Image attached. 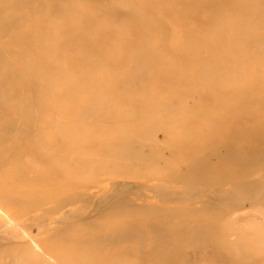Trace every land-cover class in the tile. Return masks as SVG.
Wrapping results in <instances>:
<instances>
[{"label": "rangeland", "instance_id": "1", "mask_svg": "<svg viewBox=\"0 0 264 264\" xmlns=\"http://www.w3.org/2000/svg\"><path fill=\"white\" fill-rule=\"evenodd\" d=\"M120 1L127 6H133L135 14L141 15V19L137 21L123 15L121 20L113 23L104 19L105 14L95 13L101 4L109 6L107 2L97 0L87 3L75 2L73 10H77L75 8L79 6L81 10L77 11L81 13L82 11L87 14L88 11L89 14L94 13L90 15L93 16L90 23L95 27L91 34L95 39L101 38L102 41L98 49L90 52L91 57L89 53L83 56V62L87 63L89 68L86 71L73 68L72 63L79 59V52L76 47H71L59 57H55V62L59 65L70 68V75L65 79L53 73L48 75V81L54 83L57 93L60 94L56 97L43 93H25V97L35 103L49 104L42 117L43 122H51L56 115L61 121L46 127L40 126L28 138L27 141L43 143L40 151L38 148L34 151L23 150L22 155L17 159H11L4 168L0 169V231L7 226L9 228L14 226L11 231L6 228L13 240L9 238L5 229L3 230L5 233L1 231L4 234H0L2 239L0 264H63V256H68L76 262L87 257L93 264L110 258L115 260L111 261V264H159L162 261L159 255L149 254L151 249L159 247L165 251L163 256L168 254L167 259L170 260L168 264L188 261V259L192 262L195 259L196 262L198 256L204 257L206 262V258L215 257L217 264H264V197H261L264 196V191L259 192L261 196L257 194L260 198L252 196L253 199L257 198L254 199L255 202L262 200L258 205L259 203L254 204L244 200L249 196L246 195L249 192L243 190L245 192L243 194L241 187L226 185L225 188L229 186L227 189H231L230 191L234 193L241 192V202L230 205V208L224 206L211 209L199 207V204L191 201L192 196L195 197L193 191L188 194L183 192L184 188L188 187L186 185L193 186L197 181L203 180L205 174L200 171L195 172L192 168L196 159L201 156H207L206 161L213 167H224L226 170L243 166L251 167L254 173L258 172V174L255 173L257 176H252L250 179L254 181L255 178V181L260 180L264 183L263 178L259 177L263 174L262 171L264 172V108L255 106L247 109L254 118L245 120L246 123L233 120L230 126L232 130H227L224 129L225 125L232 122V119L223 118L222 105H216L208 112L199 107L201 100L209 99L207 102L218 103L223 99L210 93L209 95L203 93L205 98H200L195 93L197 89H194L195 79L202 71L197 68V61L201 56L188 50L192 49L191 43L202 34L215 37L211 30L201 25L200 20L203 22L216 18V12L222 11L223 6L217 5L214 10L207 5L213 6V1L198 0L207 7L184 12L182 9L189 6L193 0H162L167 6L160 7L154 2L155 0ZM255 3L264 7V0H255ZM81 5L86 9H82ZM208 7L210 10L207 9ZM236 20V16H229L223 22ZM219 21L221 22L222 19ZM63 25L70 27L71 22L65 21ZM24 34H26L25 30L15 32L17 36ZM143 44L145 53L154 57L152 61L147 60L146 56L137 58L135 47ZM238 45L239 43L234 44L230 48L235 49ZM196 47L202 52L207 50V46L201 43ZM98 51L101 53L100 57L97 55ZM184 53L189 56L186 62L181 58ZM91 63L93 66L90 65ZM42 66L41 73H48V68ZM245 67H249L248 70ZM102 68L107 70H101ZM242 68L244 71L235 70V73L244 77L240 90L251 91L253 97H264V60H249ZM215 69L210 67V70ZM92 71L93 77L89 74ZM89 78H93L94 82L90 83L87 91L74 93L66 91L70 81L78 82ZM220 79L217 83L225 82L224 78ZM128 80L129 82L126 83ZM257 83H263V87L258 88ZM254 85L256 87L253 90ZM107 88L113 91H105ZM95 99L105 102L97 103L94 102ZM225 102L226 108H232L231 111L234 113L245 112L242 106L241 108L238 106L240 101L236 103L225 99ZM81 109H88L85 113L87 118L82 120L84 118L76 117L78 119L76 120L72 114ZM87 114L90 116L96 114L98 120L88 118ZM21 117L23 120L26 118V116ZM197 119L200 121L199 124L194 122ZM152 122L160 124V132L156 135L160 143L155 141V144L152 141L150 148H145L142 144L130 145L126 150V143L138 142V138L146 135L148 126L153 124ZM207 123H219L223 124V127L213 131L206 127ZM232 131L238 134L236 137L238 140H235L237 147H245L250 142H256L255 148H251L245 156L226 150L221 141L229 138V133ZM0 139H4L3 133H0ZM64 141L69 145L59 150L57 146L62 145ZM25 144L26 140L5 141L0 152L10 153L15 148H23ZM166 147L170 149L168 152H165ZM154 150H159L160 158L156 159L152 156ZM139 151H142V154ZM196 152L200 155L194 157ZM38 154L41 158L37 156ZM121 169H128V173L126 171L123 175ZM206 178L205 185L210 188L208 190L213 196L218 195L220 187L214 184L220 177L213 174ZM157 181H165L167 184L170 182V192L159 196L151 190L149 186ZM100 183L105 185L102 184L99 190H93L91 193L88 191L87 197L84 198L86 195H82L83 191ZM113 184L121 186L117 196L122 195L120 196L126 201V208L116 204L105 207L108 198L110 200L111 196L116 197V192L105 193L114 187ZM208 190L196 196L201 199L208 197L207 199H212L214 203V200L217 201L215 199L217 195L212 197ZM103 193L106 196L101 197ZM75 195H80V199L84 201L76 203V206L68 203L72 207L70 209L72 214H69L71 211H68V205H65L63 200L70 201L76 197ZM91 211L94 214L90 217L88 215ZM225 213H235L233 232L220 240L221 238H216L215 235L216 227L221 225V215ZM78 215H82L80 216L82 220L77 218ZM84 215L89 219L83 218ZM68 216L77 220H72ZM81 221L88 224L87 227L81 226L79 224ZM15 227H17L16 231ZM37 228H40L39 233ZM153 228H156L155 231L165 230L168 239L161 241L162 235L165 234H154ZM134 230L140 233L141 241L136 238L123 239L124 241L120 239L113 247H109L111 249L103 242L100 247L104 250L98 255L94 254L92 243L80 245V241H88L84 239L90 235ZM17 231H19L18 235L15 234ZM33 231L36 232L35 235L31 233ZM30 233L32 236L29 235ZM18 236L21 240H14L18 239ZM102 239L104 241V238ZM221 245L224 247L220 248ZM223 249L226 251L224 252ZM165 258L164 261H168ZM173 258L177 260L173 262L171 260ZM206 262L202 264H209Z\"/></svg>", "mask_w": 264, "mask_h": 264}, {"label": "bare ground", "instance_id": "2", "mask_svg": "<svg viewBox=\"0 0 264 264\" xmlns=\"http://www.w3.org/2000/svg\"><path fill=\"white\" fill-rule=\"evenodd\" d=\"M89 1H92V0H0V133H3V137H4V139H0V149L3 147L5 141H10V140L11 141H14V140L15 141H23V140H26V144H25V146H23V148H19V149L15 148V150L11 151L10 153L9 152L8 153L0 152V169L2 167L4 168V166L11 159L12 160L17 159V157L22 155L21 153H23V150L34 151V150H37L36 148H38V150L40 149L41 143H42L41 141H30V140L27 141L28 138H30L31 135H33V133L36 129H38L40 126L46 127L49 125L60 123L59 121H61V119L57 115L53 118V120L51 122H43L42 117L46 113L45 109H47V106L49 104L40 103V102L35 103L32 99L26 98L25 93H27V92H31L33 94L43 93V94H49L51 96L57 97L60 93L59 94L57 93L54 83L48 81V75H49V73L50 74L53 73L55 76H57L61 79H63V78L65 79L66 77H68L70 75V73H71L69 71L70 68L65 67V66L62 67L61 65H59L57 62H55V57H59L62 53H64L65 50H68L71 47H76V49H78L77 51L79 52V56H78L79 59H77L74 63H72L73 68L81 69V70H85V71L89 68V66H87V63L83 62V56L87 55L88 53H89L88 55H90L91 51H95L96 49H98V46L102 41H101V38L95 39L93 37V35L91 34L92 29L95 27L93 26V24L90 23L91 18H93V16L90 17V15H92L94 13L89 14L90 11H88L89 12L88 14L84 11H82V13H81V11H77L80 8L79 6H78V8H75L77 10H73V6L75 5L74 4L75 2H77V3L78 2H81V3L86 2L87 3ZM97 1H100V2L104 1V2H107L109 5V6H104V4L103 5L101 4L99 6V8L95 10V13L105 14V16H104L105 20H108V21L115 23V21L121 20L123 15H127L130 17V19L137 20V21L139 19H141V15L135 14L136 11H135L133 6H127V5L123 4L122 1H120V0H97ZM211 1H213L215 4L213 3L212 4L213 6H211L210 4H207V5H209V7H211L212 9L215 10L217 8V5L220 7L223 6V10L222 11L219 10L218 13L216 12V18H214L210 21H203V22L200 20V22H201V25H203L204 27L211 30L214 33L215 37L211 38V37H209V35L202 34L200 37H198L197 39H195L191 43L190 47L192 49H190L188 51H190V52L193 51V52H195L196 55L198 54L201 56L200 57L201 59L199 61H197L198 67L197 66L196 67L198 68V70L200 69L202 71L198 74L197 78L195 77L197 79V80L195 79V83H194V85H195L194 89L195 90L197 89L195 93H197V95L203 99L205 98V95L203 93H206V94L210 93V95H214V96L219 97V98L221 97L220 99H223L222 101L219 100L218 103H215V101L214 102H211V101L207 102V100H209V99L201 100L199 102V107L203 111L208 112L210 110V108L212 109L216 105H222L223 107L221 108V112L223 113V118L224 119L225 118L232 119V122L228 123V125H225L224 129L228 130V129H231L230 126L232 125L231 123H233V120H235V121L238 120L240 122L244 121L246 123L245 120H250V119L254 118L253 115H250L249 112H247V109H251L252 107H255V106H259V107L264 108V97H260V98L253 97V96H251L252 95L251 91H245V92L241 91L240 85L243 83L244 77L241 76L239 73H235L236 69H239L240 71H242V70L244 71V68H242V67H244L245 63L249 62V60H252V59H256V61L264 60V17H263L264 16V7L261 6L260 4L259 5L256 4L255 0H211ZM154 2H156L157 6H159V7L160 6H167V4L164 3L162 0H155ZM207 5L204 6V4L199 3L198 0H193V2L189 6H187L185 9H182V10L184 12H189V11H192L193 9H198L201 7L206 8ZM209 7L207 9H209ZM82 9H86V8L84 6H82ZM79 10H81V9H79ZM229 16H236L237 20L234 22L233 21L223 22ZM55 17H57V18L55 19ZM251 18H253V20H250ZM219 19H222V21L220 22ZM65 21L71 22L70 27H66L63 25V22H65ZM250 23H252V24H250ZM24 30L26 31V34H24L22 36L15 35V32L24 31ZM200 43H201V45L204 44L207 46V50L205 52L200 51L201 49L196 47V45H198ZM237 43H239V45L235 49L230 48L232 45L237 44ZM15 47H18V48H15ZM144 48H145L144 44L139 46V47L138 46L135 47L134 51L136 52L137 58L140 56L145 58V56H146L147 60L149 59V61H152V59L154 57L147 55L144 51ZM100 54L101 53L99 52L97 55L100 57L101 56ZM93 56L97 57L96 55H93ZM112 56H115V55H112ZM90 57H91V55H90ZM188 57H189L188 54L184 53V56L182 55L181 58L183 60H185V62H186V60L189 59ZM102 58H103V56H102ZM112 58L116 59V57H112ZM116 63H118V62H116ZM92 64L93 63H91L90 65H92ZM42 65H44L48 68V71H49L48 73H46V74L41 73V70L43 68ZM199 65H200V67H199ZM210 67H214L216 69L213 71V70H210ZM248 68L249 67H245L246 70H248ZM93 70H95V69H93ZM101 70H107V69L102 68ZM116 71H118V70H115V72ZM119 73H121V72H119ZM250 73H252L251 70H250ZM89 74H91L92 75L91 77H93L94 72L92 71ZM219 78H221V79L224 78L225 82L223 81V83H217V80ZM193 79H194V77H193ZM92 81L94 82L93 78H89L87 80L85 79L83 81L81 80L78 82L70 81L69 85L67 86L66 91H68L70 93L71 92L74 93V92L87 91L89 89V85ZM128 82H129V80L126 81V83H128ZM123 85H124V83H123ZM194 85H193V87H194ZM256 85L258 88L263 87V83H257ZM255 87L256 86L254 85L252 89L254 90ZM55 91H56V93H55ZM105 91H107V92L111 91L112 92L113 89L107 88V89H105ZM189 96H191V95L189 94ZM225 99H228L229 101L231 100L233 102L240 101L238 106H239V108H241V106H242L244 108L245 112L243 114H238V113H234V111H231L232 108L231 109L226 108L225 105L227 103L225 102ZM95 101L97 103L105 102L104 100H98V99L97 100L95 99L94 102ZM86 110H88V109H85V110L81 109V111L76 110L75 112H73L72 116L75 118L76 117L77 118H84L82 120H85V118H87V117H85ZM71 113H72V111H71ZM21 116H24V117L26 116V118H24V120H23V118ZM88 116H89L88 118L91 117L95 121L98 120L96 118V114H92L91 116L90 115H88ZM77 118H76V120H78ZM130 119L131 118H129V120ZM111 120L112 119H110V121ZM197 120L194 122H198V124H199L200 121L199 120L197 121ZM107 121L109 122V120H107ZM123 121L127 122V120H125V119H123ZM111 122H113V120ZM159 125H160L159 123L155 122V123L151 124L150 126H148V130H147L148 132L145 133L146 135H143L144 137L138 138L139 139L138 142L126 143V145H125L126 150L130 147V145L141 146V144H142L143 147L150 148L152 141L154 143H155V141L157 143H160V140L156 136L160 132L159 131V128H160ZM206 127L208 129L213 130V131H216V130L218 131L223 127V124L221 125L219 123H212V124L207 123ZM229 135H230L229 138L222 139L221 143L226 147L225 149L229 150L230 152L235 151V152H238L241 156H245L250 152L249 150H251V148H255V146H256V142H250L245 147L244 146L237 147L235 140L237 139L236 137H238V134L236 132L232 131L229 133ZM237 143H239V142H237ZM61 144L62 145L57 146V148H59V150H62L63 148H65L66 146L69 145L68 142H65V141ZM125 147H123V148H125ZM168 148L165 150V152H168L170 150ZM120 150H122V149H120ZM215 151H217V149ZM125 152H127V151H125ZM6 154H8V155L5 156ZM39 154H41V153H39ZM39 154L37 156L41 158V156ZM136 154H139V153H136ZM198 155H200V154H198L196 152L194 157H196ZM262 155L263 154H260V156H262ZM134 156H136V155L134 154ZM152 156L156 159H157V157L160 158L159 150L158 151L156 150L155 153L152 154ZM116 157H118V156H116ZM123 157H125V155H123ZM161 158H162V155H161ZM123 160L125 161V159H123ZM206 160H207V156H204V157L201 156L198 159H196L195 163L192 162V164L194 163V165H195V166L192 165V168L194 169V171L195 172H199V171L203 172V174H205V176L202 178L203 180L197 181L196 184L194 183L195 185H193V186L186 185L188 187L184 188L183 192H187L186 194L191 193L192 191L195 194V197L192 196L193 200H191V201L199 204V207L201 206L202 208H205V209H211L213 207H216V208L221 207L222 208L224 206L225 207L227 206V208H228L230 205H235V204L237 205V203L240 201V198H241L240 197L241 192L243 194H245V192H243V190H245L246 192H249L248 194H246L249 196H247V198L244 200H246L249 203H254V204L259 203L258 205H260L261 202H259V201L261 199L259 201L257 200L256 202L254 201V199L256 200L259 196L262 195V194L260 195L259 192L264 191V183L263 182L261 183L260 180L255 181V178H254V181L251 180L252 179L251 177L255 176L256 175L255 173L258 174V172L254 173V170L248 166H243V167H239V168H228L226 170V168H224V167H213V165L208 164V162ZM228 160H229V158H228ZM120 161H121V159H120ZM229 161H231V160H229ZM122 166H123V164H122ZM122 166H120V167H122ZM118 168H119V166H118ZM118 170H120V168ZM127 170L128 169H126V170L121 169L120 172L123 173V175H125L124 173H126ZM210 172H212V173L214 172L213 174L220 177L219 180L217 182H215V184H214L218 188L220 187V189L218 190V195L215 194V195H217L215 198V199H217V201L214 200V203H213L212 199H207L208 197L206 199H201V198H198L196 196V194L198 196H200L202 194V192H204V191L206 192V190L210 189L205 185V184H207V182L205 181V180H207L206 177H208L209 175L213 176V174ZM127 173H128V171H127ZM262 173L264 174L263 171H262ZM182 174H184V173H182ZM259 174H260V172H259ZM263 174L261 176L259 175V177L263 178V180H264V177H262ZM183 177H185V176H183ZM181 180H182V178H181ZM174 182H175V180H174ZM102 184L103 183L97 184V185L91 187L87 191H83V192L81 191L83 193L82 195H86L84 197V198H86L88 191H90L89 193H91V191H93V190H95V191L99 190L101 188ZM104 185H105V183L102 186H104ZM169 185H170V182H169V184H167V182H165V181H157V182L153 183L152 185H150L149 188L151 190L155 191L156 194L157 195L159 194V196H160L161 194L165 195L168 192H170V189H169L170 186ZM226 185H229L230 187H233L235 185L238 186L239 188L241 187V192L238 193L237 191H235V193H234V192L230 191L231 189H227L229 186L227 188H225ZM261 185L263 187H261ZM113 186L114 187L109 189V190L107 188L106 190H108V191H106L105 193L112 194L114 192L113 194H115V192H116V197L111 196L110 197L111 199L114 198V199H112V201H111V199L109 200V198L107 199V197H106V199H107V201H106V199L104 198V200L107 202V204H105L106 202L105 203L103 202L105 204V207H106V205H108V206L110 205L112 207L116 204V205L122 206V208H126L127 204H125L126 201L123 198H121L122 195L119 193L121 196L120 195H119V197L117 196L118 192L121 191L120 190L121 186L114 185V184H113ZM199 186H201L203 188H200ZM171 188H172V186H171ZM197 188H198V190H196ZM238 191H240V189H238ZM105 193H103L101 195V197H103L105 195ZM110 194H108V195H110ZM210 194H212V197L215 196V195L213 196V193H211V192H210ZM210 194H208V196ZM257 194L259 196H257ZM263 195H264V193H263ZM252 196H257V198L253 199ZM212 197H210V198H212ZM261 197L263 198L264 196H261ZM80 198L81 197L79 195V196L74 197L70 201L69 200H66V201L63 200L64 204L68 205V209H69L68 211H71V213H69V214H72V210H70L72 207H70L69 204L75 205L76 203H78L80 201L83 202L84 199L82 200ZM98 201H99V199H98ZM80 204L81 203H79V205ZM100 205L101 204H99V206ZM94 206H93V208H94ZM96 206H97V204H96ZM100 207H102V206H100ZM65 209H66V207H65ZM98 209H97V211H98ZM55 211L57 213V210H55ZM90 213H88V214H90L88 216H90V217L93 216L92 214H94V213L92 211ZM50 215H52V214H50ZM82 215H83V213H82ZM82 215H78V217L77 216H75V217H77L79 220L80 219L82 220V217H80ZM48 216H49V214H48ZM86 216H87V213H86ZM86 216L84 215L83 218H85ZM234 217H235V213H225V214L221 215V220H222L221 222L222 223L220 222L221 225H219V227H216V233H215V235L217 236L216 238H221L220 240H223V239H225L224 237L229 236L230 233L233 232L232 231L233 230L232 224L234 223V221H233ZM69 218L72 220H74V219L77 220V218H74V219H73V217H69ZM70 219H69V221H70ZM85 219L88 220L89 218L88 219L85 218ZM59 222H58V224H59ZM79 224L81 226H84V227H87V225H88V224L86 225V223L84 224V222H82V221L79 222ZM13 227H11V228L13 229ZM6 228H8V230H10V231H11V228H9L7 226V227L3 228V230L5 229L7 235L9 236L10 239L13 238V237H11L10 234H8V231ZM16 228L17 227L14 228L15 231H16ZM155 229L153 231L154 234H159V233L165 234V235H162L163 237L161 236L162 237L161 241H165L166 239H168L166 237L167 232H164L165 230L163 232L161 230H159V231L156 230L158 232V233H156ZM3 230H1V231H3ZM37 230L39 233L40 228H37ZM42 230H41V233H43ZM1 231H0V234L3 232L5 233V231H3V232H1ZM10 231H9V233H10ZM18 232L19 231H17L15 234H17ZM31 233H33V235H35L34 233H36V232L33 231ZM31 233L29 235L32 236ZM12 235L14 236V234H12ZM19 236H21V235H19ZM19 236H18V239L16 238L14 240H16V241H18L19 239L21 240V238H19ZM30 238H32V237H30ZM102 238H104V241H102L103 240ZM135 238L140 240V241L142 240L140 233L136 232L135 230L124 232V233H115V234L114 233L113 234L112 233H105L104 235L103 234L90 235L86 239H84V241L85 240H88V241H86V242L80 241V245H82V244L84 245L85 243L87 244L88 242L92 243L94 246L92 250H94V254L98 255L104 250L103 247H100V245L103 242L105 244H107L106 246L109 248L111 246L113 247L117 243V241H119L120 239L131 240V239H135ZM0 240H2V239H0ZM3 240L6 241L7 239H3ZM11 240H13V239H11ZM33 240H34V238H33ZM8 241H9V239H8ZM220 243H221V241H220ZM223 243H225V242H223ZM225 245L228 246L226 243H225ZM106 246H104V247H106ZM222 246L223 245H221L220 248ZM107 247L105 250H107ZM157 247H159V246H157ZM159 248H161V247H159ZM159 248L151 249V252L149 254H151V253H153L154 255L157 254L155 256L159 255L158 257H160V259L162 261H164L165 257H166L165 259L168 258L167 257L168 254L166 256H163L165 251H163V248L162 249H159ZM109 249H111V248H109ZM225 251L226 250H224V252ZM227 251H229V249ZM162 256L164 257L163 259H162ZM208 256L209 255H207V257ZM206 259H207V262H209V264H217L215 257H210L209 259L208 258H206ZM63 260H64L63 264H93V262L90 261L91 259L87 258V257H83L79 261L76 262L74 260H71L68 256H63ZM171 260L173 261L175 259L173 258ZM176 260H177V258H176ZM194 260H193V262L189 259H188V261H184V260L181 262L177 261L178 263H175L174 261L173 262H174V264H200V263L202 264V263L206 262L205 258L201 257V256H198V258L196 259V262H194ZM111 261L113 262L115 260H113L112 258L105 260V261L99 260L95 264H111L112 263ZM162 261H160L159 264L170 262V260H168V261L165 260L163 263H162ZM114 263H116V262H114ZM40 264H42V263H40Z\"/></svg>", "mask_w": 264, "mask_h": 264}]
</instances>
